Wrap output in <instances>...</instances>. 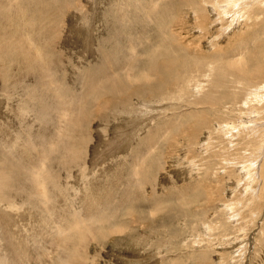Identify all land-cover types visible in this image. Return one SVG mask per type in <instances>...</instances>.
I'll use <instances>...</instances> for the list:
<instances>
[{"label":"rangeland","instance_id":"obj_1","mask_svg":"<svg viewBox=\"0 0 264 264\" xmlns=\"http://www.w3.org/2000/svg\"><path fill=\"white\" fill-rule=\"evenodd\" d=\"M166 1L169 2V0H160L159 2V4L161 3L160 11L164 10L165 14L163 15L162 13V15L153 16L151 13L142 10V6L146 5V0H97L98 6L90 4L91 0H69L63 5L65 13L62 15L60 23L64 24H60L59 26L60 31H58L57 38L60 37L58 39L54 34L50 36L45 34L44 37L40 36L35 31H32L34 27L28 29V32L24 35H28L27 38L32 44L37 47L44 44L46 45L47 50L41 51L40 53L43 61L46 62L47 66H50L52 70L54 69L56 73V76L53 78V84L51 85V90H55L56 92L54 95L57 102L56 104L54 103V106L59 103L60 108L66 107L64 108L65 112L63 111V108L58 110V114L61 116H63V113H66V119L61 124V130L62 128L63 130H60L61 132L57 133L54 129L56 123L59 122V120L56 119L57 112L50 115V111L47 110L48 112L40 116L31 110L29 114H32H30L31 117L34 114L33 117L37 121L29 118L30 116L27 113L28 110H24V105L21 103L22 92L20 94V92L17 91V89L20 88V84L17 82V77L11 75V72L9 71L11 68H7L8 77L0 82V86L2 87V89H0V103L4 106L0 111V158L4 159L6 157L5 160L7 162L12 163V161H14L19 164L20 162L25 164L22 162L20 154L16 153L22 152L21 150L24 147L28 149L30 146H23L17 143L15 146H12L11 144H14L18 137L21 141L23 136L30 132L33 137L37 136L40 131L39 128L43 127L42 130L44 131L45 129H48L45 136L46 141L49 144L48 146H54L55 148L52 147L53 149L50 150V152H47V162L45 161V164L44 162H40L37 166L41 169L42 165L47 164L45 172H47V174L50 173L48 177L54 180V182L51 179H46L47 181L39 180L40 192L43 190L41 194L34 193L33 189L21 191L19 184H17L19 186L18 191L10 192L7 189H3L0 191V194L4 192L6 197L4 198L0 196V203L11 205L15 212L21 216L22 221L20 222V226L15 230V233L19 238L24 236L25 232H28V235L31 236L32 239L39 241L40 239L35 236V233L39 229L36 221L43 217L51 218L53 215L57 216L59 213L67 216L71 210L69 208V204L71 203L69 195L70 198L73 196L72 200H74L75 197L71 192H77V190H79V192L83 191L85 182L89 185L90 189L95 187L91 182L92 180L94 184L99 180L105 182L107 179L115 182V190H113L112 193L115 194L116 200L111 206H108L107 210L110 212L117 204H120V201L122 203L125 198H132V196H129L130 192H127L128 188L129 190H131V188L136 189L137 185H134L133 188L130 181L133 180V177L137 178L139 173L143 172L144 175H150V181L148 182L147 180L146 183V180H144L146 185H140L141 187L144 186L142 187L143 190L139 191V193L141 192L140 195L142 197L138 195L139 200L143 202V205L138 204L136 200L134 201L135 203L131 202L132 204L130 205V207L141 216H138L136 219L133 218V222L130 221L131 226L128 228L127 233L111 236L106 239L107 241L102 240L101 238L100 240L94 241L90 247L91 249L88 248L89 250L87 251L88 261L86 259L84 263L264 264V148L263 146H261V149L259 148L260 140L264 137H261L264 135V121H259L263 124L259 134L261 139H258V142H252V145H248L250 140L246 132L243 134L245 140L242 141V135H236L238 134L236 131L233 138L238 136V142L241 144H239V146H230V141L233 138L231 139V136L229 137L228 134L227 136L224 132L219 134V132L214 129L216 127L215 117L219 115L218 113L210 114L209 117L211 123L206 124V126L203 127L202 132L196 134L195 137L192 138L194 146H191L190 141L187 139L189 137L190 126H188L186 130L181 127L185 131V134H179L182 133L180 130L177 132L178 125L180 126L186 120L188 115L202 107L197 105L199 104V100L203 99L201 97H204L205 93L209 91L211 94L216 92V94H212L213 97H217V95L220 94L218 92L220 87L218 90H212L214 87L211 89V82H213L214 79L217 80V77L219 76L216 74L217 65L223 64L227 58L223 55H221V57L218 55L214 57V54H219L220 49H223L220 51L224 54L225 52L223 51H226V47L232 50L235 49L234 46H226V43L230 42L229 40L232 33L229 36H220V38H218V41L220 42L217 45L215 42L212 43L211 40L208 42L206 37L200 39L197 37L199 32H197L195 26H199L198 24H203L205 27L208 26L211 18L210 14L194 15L192 13L197 12L194 7H182L181 4L178 3V0H170L168 8L165 9ZM196 1L197 3L201 2L200 0ZM210 2L212 4L216 1L210 0ZM77 4L80 7H78ZM69 5L71 6V9ZM259 6L260 4L255 7V10L259 11V13L256 12V14H261L258 22L262 21L264 17V6ZM93 8L96 9L93 10ZM94 11L96 13H94ZM103 15H105V17ZM83 16L86 18H82ZM90 16L91 18H89ZM101 16H103V19L105 18V22L100 20L102 19ZM93 17L94 19L96 18L95 20L97 21H95ZM87 18H89L88 20L91 21V23L86 21ZM196 18L201 19L200 22L194 20ZM217 19H219V16H217ZM163 20L166 21L163 22ZM253 20L254 18H252V21ZM168 21L171 23L170 26L167 24ZM227 21L228 20H225V22ZM36 22L38 21L36 20ZM185 22L186 24H184ZM87 24L91 27L87 26ZM78 26H82L80 27V30L82 29L81 33L78 31ZM166 26L167 29L165 32L164 28H166ZM159 28L162 33L159 32L158 34L157 31ZM84 29H86V31H84ZM172 30L175 34L178 33V35L176 36ZM76 31L78 33H76ZM170 31L172 32V35L174 34L173 36L177 37V41L179 39L183 43L190 44L191 47L196 50L200 49V51H206L209 57L206 56L207 58L205 59H196V61L192 60L194 62H191L190 60V63L188 62L189 65L191 64L195 67L187 74L186 80L187 78L189 79L186 82L176 83L179 85L176 87L177 90H180L173 92V96L170 88H166L162 89L158 94L148 95V97L141 100H138V98L134 96L132 98V107H134L132 108L133 111L131 110L126 113H121L120 111V115L114 117L111 116V118L104 117L107 113L101 116L96 115L97 118L91 121V123H87L83 126L81 129L82 133L84 132L83 134L80 130V132L78 131L76 133L78 140L84 139L83 145L80 146L82 154L77 157L79 160L74 159L70 163H64V148L62 146L61 149V146H58L57 144L61 143L63 139L70 138V140H72L73 138L66 136L69 135L66 132V125L69 117H73L72 110L75 109V106L77 109L79 104L83 105L84 103L82 96H80L84 93L83 88L85 90L83 81L86 83V81H89L88 78L90 79L91 76L93 77V81L88 88L96 85L97 79L99 78H105L106 81L107 77H102L103 67L109 69L110 66L111 69L114 70L115 67L130 64L132 65L131 67L133 71L140 72L144 70L148 64L147 59L152 53V50H157L156 47H160L159 49L168 48V45L171 42ZM81 35L84 36L82 37ZM211 35L213 36L214 34L211 32ZM215 36L216 35H214V37ZM187 37L190 39L188 40ZM259 37L262 38L261 36ZM158 38L161 39L160 44L159 42L157 43ZM65 39H69L70 41ZM208 39H210V37ZM256 41L257 40H255V42ZM68 42L71 43L69 44ZM87 42H92L93 46L89 47V44H86ZM140 42H142L141 45ZM77 44L79 46H76ZM172 44L169 46L171 54L179 56L175 50L173 51L174 47ZM194 44H196V47H194ZM85 45L86 47L84 48ZM74 46H76V48ZM93 47L94 49H97L93 50ZM248 47V50L253 48L254 43ZM85 49L90 50L87 52L88 50L86 51ZM234 51L236 53L239 52L237 49ZM143 52L145 55L142 58ZM245 52L248 53L247 50ZM245 52L243 53V56L241 55L240 57H245ZM123 54L126 55V59H129L125 64V61H121ZM81 59L85 62L83 63ZM51 69L49 70L51 71ZM103 74L105 75V72H103ZM124 74V70L115 71V75H117L116 78L122 77ZM93 75L97 77L96 80H94L96 77ZM110 78L113 79L112 77ZM190 79L191 82L188 83L189 85L187 84L185 86V83L190 81ZM195 79H198V82L204 84V88L198 90L194 83ZM229 83L227 85V83L222 80L221 87H226L227 85L230 90L231 84ZM1 84L10 89H4ZM153 84L156 85L157 82L153 81ZM102 85L99 87H102ZM181 88H183V90ZM195 88L198 92H196L197 90ZM63 89H66L69 94H65ZM187 89H190V92L187 93ZM221 89L223 88H220V92ZM236 90L239 91V88ZM180 91L186 93L182 94ZM187 94H191V96ZM64 99L65 101H63ZM93 99V97H88L86 99L88 102L85 101L84 103L86 106L85 109L89 107L91 108L90 103ZM60 100L61 102L63 101V105H61ZM151 102L158 106V111L156 114L152 115L149 112H146L147 115L146 113L141 114L144 119H150L153 117L148 126H143L144 124L142 125L139 117L140 114H138L141 108L137 109L136 107L140 106L141 103L144 104ZM190 102H193L194 104H190ZM64 103L65 105H68L64 106ZM106 110H108L109 114L114 113L109 107ZM75 114L78 115L77 112H75ZM126 114L131 116H127ZM148 114L150 116H148ZM261 114L258 118H264V113ZM26 116L29 117H27L28 119L26 118L25 121ZM132 116H134V118ZM229 117L232 121L239 119L235 115H229ZM122 118L127 120L122 121ZM138 118L139 120L136 121ZM27 120L29 122H27ZM33 121L35 123L34 125L32 124ZM23 122L25 124H23ZM26 123L30 125L32 124L33 127L36 125L37 127L31 128V126ZM46 123L47 125L49 124L51 131H49V128L45 125ZM174 124H177V127ZM130 125L134 126V128ZM136 128L139 129V133ZM135 129L137 132H135ZM33 132L35 133V136ZM175 132L177 133L175 134ZM207 132L209 135L207 139L209 138L208 140L210 141H208L207 146L202 147L199 142L201 139L202 144L205 142L203 139L206 138ZM57 134L58 137L56 136ZM218 134L219 136L221 135V139ZM228 139L230 141H228ZM218 140H221L222 142H219ZM239 140H241V142ZM124 141L125 143H123ZM245 141H247L248 144L246 143L243 146V142ZM115 145L118 146L116 154L111 157L108 156L109 152L107 149H109V147L113 148L112 146ZM15 147L19 148L16 149ZM255 147H257V149ZM248 148L250 149L248 150ZM35 149L36 150L32 153L31 161L37 163L38 158L42 153V149L41 146H35ZM135 156L136 159L138 158L137 162L136 160L134 161L136 166L131 162L132 159H135ZM139 161L141 162L138 164ZM28 162L27 159V164ZM66 164L68 165L66 166ZM47 168L49 169V172L46 171L48 170ZM33 169L35 168H30L28 173L33 171ZM249 175H251L252 178L248 177ZM84 178H86V180L88 178V180L86 181ZM43 182L47 183V185ZM128 182H130V185ZM201 182L203 183L201 184ZM202 188H204L205 191ZM135 192H138V190L136 189ZM124 193L126 197L123 196ZM204 193L206 197H199ZM135 194L134 199H136L137 196ZM122 197L123 199L121 200ZM220 197H222V199ZM128 202L129 201H125L124 206H128ZM153 203L156 205L155 207H153ZM76 207H72L74 210L73 212L80 216L82 214L83 216L84 210L82 205L78 203ZM104 208L102 207L101 212ZM58 222L64 227H67V220L64 217L58 216ZM114 222L117 223L114 219L105 222L104 224L106 225L104 228L111 227V224H114ZM52 225H54V228L58 227L56 223ZM211 226L214 228L212 227L213 229H210ZM44 227L46 231L50 229V227H46V225ZM54 228L52 230H54ZM68 231L70 232V235L67 243L57 251L53 250V248L48 249L47 253L42 257L36 256L39 245L36 246L35 243V246L33 247V245L28 242L29 246L26 248L32 253H23L25 254V257L22 259H26L25 261L29 262L27 264H57V262H60L63 257H67V252L72 247V243L70 242L74 232L69 229ZM206 232H209L208 235ZM96 234L99 233H95V235ZM43 238H45V243L51 242L54 239L51 235ZM41 241L44 242L43 239ZM55 241H57V239L54 240L53 247H55ZM39 243L37 242V244ZM32 247L33 249H31ZM42 248L43 247H41L39 251H41ZM85 250L86 249L84 248V251ZM43 251L45 250L43 249Z\"/></svg>","mask_w":264,"mask_h":264},{"label":"bare ground","instance_id":"obj_2","mask_svg":"<svg viewBox=\"0 0 264 264\" xmlns=\"http://www.w3.org/2000/svg\"><path fill=\"white\" fill-rule=\"evenodd\" d=\"M66 1L68 2L69 0H0V82L5 80L6 77H8L7 68L8 67L11 68V69H9V71L11 72V75L17 77V82H19L18 84H20V88L17 89V91H19L20 94L22 92L21 103H22V105H24L23 109L28 110L27 111L28 114L32 110V112L34 111L37 114H39L40 116L44 115L48 111H50V113H49L50 115H53L55 112H57L56 113V119H58L60 122V123L57 122L55 127H54V129L57 131V133H59L63 130V128L61 130V124L66 119L65 118L66 113L65 114L63 113L62 114L63 116H61L58 114V110L63 108V111L65 112L64 108H66V107L60 108L59 103L56 106H54V103L56 104V102H57L55 100V95H54L56 92H55V90H51V85L53 84L52 83L53 78L56 76V73H55L54 69L52 70L50 66L49 67L47 66L46 62H44L42 57H41L40 52L47 50L46 45L44 44V45L37 47L28 40V38H27L28 35H24V34L26 32H28L29 28L32 29L34 27V29L32 31H35L40 36L44 37L45 34H48L49 36L54 34V35H56V38H57L58 31H60L59 26L61 24L60 22L62 19V15L65 13V8L63 7V5L66 3ZM200 1L201 2L203 1V2L197 3L196 0H178V3H180L182 7L183 6L184 7H186V6L187 7H194L197 11V12L192 13L194 15L195 14L205 15L206 13L210 14V17H211L210 23L208 26H206L208 29L205 26H203V24H198L199 26H197V25L195 26L197 29V32H199V35H197V37L200 39H203L206 37V40H208V42H209V40H211L212 43L215 42L217 45L220 42V41H218V38H220V36L225 37V36H229L232 33V36L229 40L230 42H227L226 46H228V47L234 46V48H235L234 50L237 49L239 52L236 53L234 50L226 47V51H223V52H225L224 54H222L220 51L223 49L219 50V54H214V57H216L217 55L221 57V55H223L225 58H227V60L224 61L223 64L217 65V71H216L217 73L216 74H218L219 76L217 77V80L214 79V81L211 82V89L213 87H214V89H212V90H215V89L218 90L219 87L223 88V89H221V92H220L219 91L220 88H219L218 92L220 94L218 93L219 95H217V97H213V95L216 94V92L215 93L213 92L212 93L213 95L210 93V91L205 93L204 97H201L203 99L199 100V102H198L199 104L196 103V104H198L197 106H202V107H200L197 111H194V113L188 115L186 120L180 126L178 125L179 128L177 127V124L176 125L174 124V125L177 127V132H179V130L182 132L179 134H183L185 132L184 130H186V128L188 126H190L189 137L187 139L190 141V143H191L190 145L194 146L192 143V138H194L196 134L201 133L203 127H205L206 124L211 123V120L209 117L210 114L218 113L219 115L215 117L216 127L214 129L217 130L219 132V134L224 132V133H226V135L228 134L229 137L231 136V139H232L233 136L235 135L236 131L238 132V134H236V135H238V136L242 135V137H243V134H245V132H246V134L249 136L250 143L248 144L247 141H245V142H243V146L246 143L248 145H250V144L252 145V142H255V141L258 142V139L260 140L261 137L264 136V135H262L261 137L259 136L260 130L262 128L261 126H263V124L259 121H264V118L263 117L258 118V116L260 117L261 115H263L261 113H264V112H262V111H264V17H263L262 21L258 22V19L261 17V14H256V12L259 13V11L255 10V7L258 4H260V6H264V0H213L216 2H213L212 4H211L210 0H200ZM96 2H97V0H91L90 4H93V5L95 4L96 6H98V2L97 3ZM159 2H160V0H146V5L142 6V10H144V12L151 13L153 16L162 15V13L164 15L165 14L164 10L160 11L161 10V8H160L161 3L159 4ZM166 2H165V9L168 8V6L170 4V0H169V2H167V3ZM68 4H71V3H68ZM77 6H78V4H77ZM78 7H80V6H78ZM70 9H71V6H70ZM94 9H96V8H93V10ZM100 9H102V8H100ZM93 10H91V11H93ZM94 13H96V12L94 11ZM99 15H100V12H99ZM85 16H83L82 18H86ZM91 16L89 18H91ZM103 16L105 17V15H103ZM103 16H101L102 19H100V20L105 22L104 21L105 18L103 19ZM217 16H219V19H217ZM82 18H80V19H82ZM89 18H87V20H86L87 22L89 21L88 20ZM252 18H254L253 21H252ZM93 19H94V17H93ZM36 20L39 23L36 22ZM194 20H196V21L198 20L200 22L201 19L196 18ZM225 20H228V21L225 22ZM95 21H97V20H95ZM165 21L166 20H163V22H165ZM89 22L91 23V21H89ZM36 23H37V25H36ZM62 24H64V23H62ZM92 24H93V22H92ZM167 24L170 26V24H171L170 21H168ZM184 24H186V22ZM38 25H39V27H38ZM70 25H71V23H70ZM78 25H80V24H78ZM84 26H85V24H84ZM87 26L91 27L88 24H87ZM36 27H38V28H36ZM80 27H82V26H80ZM80 27H79L78 31H80V33H81L82 29L80 30ZM105 27H106V24H105ZM8 28H10V29H8ZM58 28H59V30H58ZM86 29H84V31H86ZM166 29H167V26H166V28H164L165 32H166ZM70 30L72 31L71 28H70ZM174 30H175V28H174ZM91 31H92V28H91ZM168 31H169V29H168ZM214 31H216V32H214ZM157 32H158V34H159V32L162 33L160 28L158 29ZM172 32H173V30H172ZM172 32L170 31L171 42L169 43L168 48L159 49L160 47H156L157 50L156 49L154 51L152 50V53L149 55V57L147 59L148 64L146 65L144 70H142L140 72L133 71V69L131 67L132 65L125 64L127 61H129V59H126V55L123 54V56L121 55L123 57L121 61L122 62L125 61L124 66L121 65L119 67H115L114 70H112L111 67L109 66L110 71L107 67L102 68L103 72H105V75L102 72V75H103L102 77H107L106 81H105V78L104 79L103 78L97 79V77L95 75H93L96 77V78H94V80L97 79V83H96V85L89 87V88H88V86L91 85V82L93 81V79H92L93 77L92 76L90 77L91 80L88 78L89 81H86V83L83 81L84 86H85V90L83 88L84 93H82L83 95H80V96H82L84 103L88 97H93L94 99L90 103L91 108L89 107V108L85 109L86 106L84 105V103H83V105L82 104L78 105V103H77L78 101H77L76 102L78 105L77 109L75 106V109L72 110L73 117H71V116L69 117V120H68L67 125H66V129H67L66 132L69 135H66V136H70L71 138L72 137L73 138H72V140H70V138L69 139H63V141H61V143L57 144L58 146H61V149H62V146L64 148V150H63V153H64L63 161H64V163H70L74 159H78L77 157L82 154V150H81L80 146L83 145L84 139L78 140L76 137V133L79 130L81 131L83 126H85L87 123H91V121H93L95 118H97L96 115L101 116V115H104L105 113H107L104 117L111 118V116H113V117L118 116L122 112H125V113L130 112L132 110V108H134V107H132V98L134 96H136L138 98V100H141L143 98L148 97V95L158 94L162 91V89H166V88H170V90L172 92V96H173V92H177L180 90V89L177 90L176 87L179 85L176 83H184V81L186 82L189 79V78H187V80H186L187 74L190 71H192V69L195 67V66H192L191 64L189 65L188 62L190 60H191V62H194L192 60L196 61V59L207 58L206 56H208V55H207L206 51L205 52L200 51V49L196 50V49L192 48L190 44L183 43L179 39L177 41L176 40L177 37L173 36L175 34V32H173L174 33L173 35H172ZM211 32L214 35H216L217 37L216 36L214 37V35L212 36ZM76 33H78V32L76 31ZM175 35L177 36L178 33ZM64 36H65V34H64ZM64 36H63V38H64ZM259 36H261L262 38H260ZM209 37H210V39H208ZM52 38H54V37H52ZM94 39H96V38H94ZM189 39L190 38H188V40ZM65 40H69V39H65ZM128 40H130V39H128ZM255 40H257V41L255 42ZM60 42H61V40H60ZM158 42H159V44L161 43L160 38H158L157 43ZM197 43H198V41H197ZM252 43H254V47L250 48L248 50V48H249L248 46L252 45ZM64 44H65V42H64ZM86 44L87 45L89 44V47L93 46L92 42L91 43L87 42ZM141 44H142V42H140V45ZM171 44L174 47L173 51L175 50L179 56L171 54V51L169 50V46ZM195 45L196 44H194V47H196ZM76 46H79V45L77 44ZM76 46H74V47L76 48ZM85 47H86V45L84 46V48ZM110 48H111V46H110ZM96 49H94V47H93V50H96ZM89 50L87 52H89ZM134 50H135V48H134ZM246 50L248 51V53L245 52ZM244 52L246 53V56L240 57L241 55L243 56ZM96 53H97V51H96ZM132 53H134V52H132ZM90 55H92V54H90ZM144 55L145 54L143 52L142 58L144 57ZM86 56H87V54H86ZM86 56H83V57H86ZM211 57H213V56H211ZM84 62L85 61H83V63ZM117 66H118V64H117ZM49 69H51V71ZM118 70H124L125 74L122 77L116 78L117 75H115V71H118ZM204 76H206V75H204ZM110 77H112L113 79H111ZM206 78H208V77H206ZM228 78L230 79V83H229ZM222 80H223V82L225 81L227 83V85H228V83L231 84L230 90H229V87L227 85H226V87H221L222 86V84H221ZM153 81L157 82V84L154 85ZM198 81H199L198 79H195L194 83L196 84V87L198 88V90L199 89L201 90L202 88H204L203 87L204 84H202ZM101 82H104V83H101ZM189 82H191V79H190V81L185 83V86ZM101 85H102V87H99ZM187 88H189V87H187ZM238 88H239V91L236 90ZM0 89H2V87ZM4 89L8 90L10 88L4 87ZM181 89L183 90V88H181ZM189 90L187 89V93L190 92ZM198 90L196 92H198ZM63 91L65 92V94H69V92L66 89H63ZM181 91H180V93H182V94L186 93V92L183 93ZM124 94H126V95H124ZM187 95L191 96V94H187ZM174 96H175V93H174ZM177 96H179V95H177ZM190 96H189V98H190ZM192 96H193V94H192ZM1 100L4 101L3 99H1ZM183 100H184V98H183ZM63 101H65V99ZM63 101L61 102V100H60L61 105H63ZM86 102H88V101H86ZM190 104H194V103L190 102ZM66 105H68V104H66ZM66 105L64 103V106H66ZM3 107L4 106H2V104L0 103V111L3 109ZM108 107L111 108L114 111V113L109 114L108 110H106ZM136 108L137 109L141 108V110H139L141 113L139 112L138 114H140L139 117L141 119L142 125L144 124L143 126H148L151 118H153V117H151L150 119L146 118L147 119L146 120L143 118V116L141 114L149 112L152 115V114H156V112L158 111V106H156L152 102L151 103H144V104L141 103L140 106H138ZM137 109H136V111H137ZM120 111H121V113H120ZM75 112H77L78 115L75 114ZM13 113H15V112H13ZM147 113H146V115H147ZM30 114H29L30 117L29 116L25 117V121H26L27 117L34 119V121L36 120L33 117L34 114L32 117H31L32 114L31 115ZM126 115L128 116L129 114H126ZM131 115H132V113H131ZM131 115H129V116H131ZM229 115H235L239 119L232 121L230 119ZM148 116H150V115L148 114ZM57 117H59V118H57ZM132 117L134 118V116H132ZM98 119H100V118H98ZM123 120L124 119L122 118V121ZM126 120H124V121H126ZM138 120H139V118L136 121H138ZM34 121L32 123L33 125L35 124ZM24 122H23V124H25ZM27 122H29V121L27 120ZM128 123H129V120H128ZM32 124L31 125L27 124V125H30L32 128L33 127ZM45 125H47V123ZM174 125H173V127H174ZM130 126H132V125H130ZM35 127H37V126L35 125ZM35 127H33V128H35ZM47 127L49 128V124L47 125ZM63 127H64V125H63ZM132 127L134 128V126H132ZM181 127L185 128V129L183 130ZM42 128H39L40 131H39L37 136H35V133L33 132L34 136H35V137H33L31 135V132H30V133H27V135H24L23 138L21 139V141L18 137L16 139L15 143L13 142L14 144H11L12 146H15L16 143L19 145H23V146H30L31 149L30 148L27 149L24 147L21 150L22 152L16 153V154H20V156L22 157V162H24L25 164H23L21 162L19 164V163L14 162V161H12V163L7 162L5 160L6 157L4 159L0 158V191L3 189H7L10 192H14V191H18L19 186H20L21 191L33 189L34 193H36V194H41L43 192V190H42V192H40L41 191L40 190V182H38V181L39 180L45 181L46 179H51L50 177H48V175L50 173L47 174V172H45V169H46L45 167H47V164L42 165L41 169L37 166V164H39L40 162H44V164H45V161L48 158L47 152L48 151L50 152V150H52L55 147L54 146H48L49 144L47 143L46 138H45L46 132L48 131V129H45V131H44V130H42ZM143 128H145V127H143ZM136 129H135V132H137L139 130V129H137V131H136ZM27 130H28V127H27ZM37 131H38V129H37ZM49 131H51L50 128H49ZM27 132H29V131H27ZM177 132H175V134ZM81 133H82V131H81ZM138 133H139V131H138ZM219 134H218V136H219ZM73 135H75V136H73ZM135 135H136V133H135ZM252 135H253V139H252ZM56 136L58 137V134ZM208 136L209 135L207 132L206 138L203 139L205 142H203V144H202L201 143L202 139H201V141L199 142L200 146L205 147L208 145V141H210V140H208L209 138L207 139ZM220 136H219V138H220ZM133 137H135V136H133ZM237 137H234L231 141L229 140L230 138L228 139V141L231 142L230 146H239V144H241L238 142ZM258 137H260V138H258ZM66 138H68V137H66ZM83 138H84V136H83ZM125 139H126V137H125ZM242 139H243L242 141L245 140L244 137ZM218 141L220 142L221 140H218ZM225 141H226V139H225ZM239 141L241 142V140H239ZM126 142H127V140H126ZM123 143H125V141ZM261 143H263V144H261ZM35 146H41V149H42V153H41L40 157L38 158L37 163L31 161L32 153L34 150H36ZM115 146H112L113 148L109 147V149H107V151L109 152L108 156L111 157V156H114L116 154V152L118 150V146H116V147ZM254 146H255V144H254ZM261 146H263V148H264V137L260 140V143H259L260 149H261ZM18 148L19 147H17L16 149H18ZM107 148H108V146H107ZM255 148L257 149V147H255ZM16 149H14V150H16ZM249 149L250 148H248V150ZM16 151H18V150H16ZM96 151H97V148H96ZM35 152H37V151H35ZM27 159L29 161L28 164H27ZM137 159L135 156V159H132V161H131L132 164H134L135 166H136V163L134 161L136 160V162H137ZM78 160H76V161H78ZM99 162H98V164H99ZM140 162L141 161H139L138 164ZM48 163H49V161H48ZM262 163H263V161H262ZM50 164H52V163H50ZM67 165L68 164H66V166ZM33 167L35 169H33V171L28 173L29 169L33 168ZM249 168H251V167H249ZM187 170H189V169H187ZM46 171L49 172V169ZM135 174H136V172H135ZM135 174H134V176H135ZM51 175H52V173H51ZM149 176L144 175V173L141 172V173H139L137 178L133 177V180H131L130 182H131V185L133 186V188H134V185H137L138 188L136 187V189L138 190V192H135L136 189H132L131 187H130L131 190H129L128 187L130 185V182H128L129 185L127 187L128 188L127 192H130L129 196H132V198L131 197L125 198L126 196L124 193L123 196H125L124 197L125 200L122 203L120 201V204H117L110 212H108L107 208H108V206H111L112 203H114L116 200L115 194L112 193V191L115 190V185H116L114 181L107 179L105 182H101L99 180L94 184L93 180L91 179L92 181L91 180L90 181L93 183V185H95V187L94 188L92 187L90 189L89 185H87L85 182L84 183V189H83L84 193H83V191L79 192V190H77V192H71V194L74 195V197H75L74 200H72L73 196L71 195L72 198H70V195L67 193L69 195V199L71 200V203H72V204L71 203L69 204V208L71 210L67 216H64V215L59 213V214H57V216L53 215L51 218L43 217V218L38 219L36 221V223L39 226V229L35 233V236L40 239L39 240L40 243H39V241L32 239L31 236L28 235V232H25V235L19 238L16 235L15 230L20 226V222L22 221L21 216L15 212L14 208L11 205H9V204L4 205V204L0 203V264H27V263H29L28 261H25L26 259L25 260L22 259L23 257H25V254H23V253H28V252L32 253V252H30V250H28L26 248L29 246L28 242L31 243L33 245V247L35 246V243H36V246L39 245V248L37 247L38 248L37 255H36L37 257H42L43 255H45L47 253V250L51 249V248H53V250L57 251L58 249H60L62 246H64L67 243V241L69 239V235H70V232L68 231V229L74 232L72 235V240L70 242V243H72V247L70 250H68L67 257L66 258L63 257L60 262H57V264H86L87 262L84 263V261L86 259L88 261V256H87V251L89 250L88 248L91 247V245L94 243V241L100 240V238L102 240H106V239L110 238L111 236H115L117 234L127 233L128 228L131 226L130 221L133 222L134 221L133 218L136 219L138 216H141L138 212L134 211L132 209V207H130V205L132 204L131 202H134L135 200L137 201L138 204L143 205V202H141L139 200L138 195L141 196L140 195L141 192L139 193V191L143 190L142 187H144V186L141 187L140 185H146L144 180H146V183H147V180L149 182L150 181ZM248 177L252 178L251 175H249ZM54 178H56V177H54ZM153 179H154V177H153ZM84 180H86V178H84ZM87 180H88V178H87ZM206 180H207V178H206ZM52 181L54 182V180H52ZM200 181H202V180H200ZM43 183L45 185H47V183H45V182H43ZM202 183L203 182H201V184ZM17 184H19V186ZM202 189L204 190V188H202ZM213 189H211V190H213ZM256 191H259V190H256ZM206 192H208V191H206ZM219 192H220V190H219ZM134 194L137 195L136 199H134ZM0 196L4 197V198L6 197L4 195V192L1 193ZM127 196H128V194H127ZM201 196L206 197L205 193L203 195H200L199 197H201ZM220 198L222 199V197H220ZM122 199H123V197L121 198V200ZM204 199H206V198H204ZM166 200H168V199H166ZM125 201H129L128 206H124ZM156 201H158V200H156ZM78 203H80L82 205V208L84 210L83 216H82V214L80 216L77 213L73 212L74 210L72 207H76V205ZM134 203H133V205H134ZM230 205H231V203H230ZM155 206L156 205H154V203H153V207H155ZM102 207L103 208L105 207V208L101 212ZM155 210H157V209H155ZM229 210H231V209H229ZM232 211H233V209H232ZM78 212H82V211H78ZM226 213H227V210H226ZM58 216L64 217L67 220V227H64L63 225H61L58 222ZM112 219H114V221L116 220L117 223L114 222V224H111L112 225L111 227L104 228V226L106 225L104 223L108 222ZM55 223H56V225H58V227L54 228V225H52V224H55ZM45 225H46V227L47 226L50 227V229L46 231V229L44 227ZM204 225H205V223H204ZM212 227L213 226H211L210 229L214 228V227L213 228ZM53 228H54V230H52ZM95 233H99V234L95 235ZM208 233L206 232L207 235H208ZM49 235L53 236L54 239L51 242L45 243V238H43V237H46ZM42 239L44 240V242L41 241ZM55 239H57V241H55V247H53ZM235 240H236V238H235ZM37 242L39 244H37ZM33 247L31 249H33ZM41 247H43V248L41 249V251H39ZM84 248L86 249L85 251H84ZM35 249H36V247H35ZM43 249L45 251H43ZM27 259H29V258H27Z\"/></svg>","mask_w":264,"mask_h":264}]
</instances>
